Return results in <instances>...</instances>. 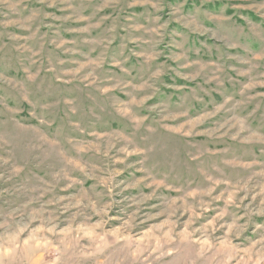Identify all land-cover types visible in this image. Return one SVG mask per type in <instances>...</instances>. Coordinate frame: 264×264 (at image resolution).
<instances>
[{"label":"rangeland","instance_id":"obj_1","mask_svg":"<svg viewBox=\"0 0 264 264\" xmlns=\"http://www.w3.org/2000/svg\"><path fill=\"white\" fill-rule=\"evenodd\" d=\"M0 264H264V0H0Z\"/></svg>","mask_w":264,"mask_h":264}]
</instances>
